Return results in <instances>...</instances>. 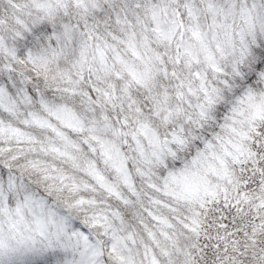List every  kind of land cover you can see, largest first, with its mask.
I'll use <instances>...</instances> for the list:
<instances>
[{"label":"clouds","instance_id":"clouds-1","mask_svg":"<svg viewBox=\"0 0 264 264\" xmlns=\"http://www.w3.org/2000/svg\"><path fill=\"white\" fill-rule=\"evenodd\" d=\"M0 89L2 264H264V0H0Z\"/></svg>","mask_w":264,"mask_h":264},{"label":"snow or ice","instance_id":"snow-or-ice-1","mask_svg":"<svg viewBox=\"0 0 264 264\" xmlns=\"http://www.w3.org/2000/svg\"><path fill=\"white\" fill-rule=\"evenodd\" d=\"M173 2H175V0H173ZM136 7H140V5H136ZM185 7L187 8L189 15L193 14V10L189 5H185ZM209 10L213 11V5L210 3L209 4ZM167 9H164L163 11H166ZM151 14H152V18L153 20H156V18L161 14L160 11H158L156 9L155 6H153L151 8ZM119 22V20H118ZM157 31H159V29H157ZM194 35H196V33H194ZM113 39H116V37H113ZM133 54L134 55H138V53L135 52V50H133ZM117 75L119 76V74L117 73ZM173 75H175V73H173ZM133 77L135 78V74L133 73ZM94 91H100L99 89H93ZM4 94V90L0 89V97H2ZM105 95H108V93H104ZM85 95H90V93H86ZM29 100H31V97H29ZM40 105L41 107L44 109L45 112L49 113L50 115H55L57 117V119L61 118L60 114H66L68 117H70L71 120L75 121V124L69 123L67 124V127H71L76 131H83L82 127H78L79 124L82 123V121L79 120V117L76 116V114L74 112H72L71 109H69L66 105H56V106H51L49 105V103L44 100L43 98H41L40 100ZM0 107H5L2 103H0ZM5 111L8 112H12L11 108H5ZM32 119L31 121H25V124H29L30 126H35L37 128L40 129H49L52 132H54L56 134V136L62 140L64 142V148H60L58 146H56V144L54 142H50L48 145H45L42 141L38 140L35 136H33L32 134L23 131L20 128H12L9 127L7 129H5L2 126V122H0V135H3L6 131L9 132L11 135L15 136L18 138V141H23V142H27V143H38L41 145L40 147V151L44 152V153H48V152H52L57 154L60 157H66L70 160L75 161L76 157L72 155V153L68 150L69 148H74L79 150V146L77 144H75L74 141L69 140V138L60 130L57 129V127H55L48 119L40 116L37 113H32L31 114ZM105 120H107V116L104 117ZM50 139V138H49ZM93 139H98V137L93 136ZM35 150V149H33ZM92 151H95V148L92 149ZM39 162H34V166L35 164H38ZM119 171V169H117ZM97 179L98 180H103V176H100L99 174H97ZM10 183V187H14L13 182L9 181ZM117 195H119V193H116ZM0 195H2V185H0ZM125 203H127V201H125ZM159 203V202H157ZM6 211V210H5ZM17 212H19V209H17ZM223 212V215H220V213ZM214 216L219 217V222H218V226L220 228L223 229H230L233 225V223L235 222L237 225L239 224L238 221H234L233 217V213L231 211H229L226 207L225 208H221L220 210H218L217 212L213 213ZM154 219L159 220L160 218L158 217H153ZM164 223H167L166 221H164ZM211 223V221H210ZM13 227H15V225H13ZM262 227H264V225H262ZM239 230V229H238ZM43 234V233H41ZM163 235L167 236V233H162ZM231 234V233H229ZM243 234V233H241ZM154 239V237H153ZM206 239H211V237H207ZM12 237L9 238H5L4 233H3V229L2 227H0V264H2V260L3 257L5 255H15L20 251V246L22 245H26L27 244V240H17L16 241V246H13V244L11 243ZM216 247H219V245H216ZM39 251L42 250H37L35 248L32 247H28V252L31 253H38ZM211 250L209 249V252ZM123 264L124 258L121 257L120 258ZM129 264H131V261H129ZM150 264H159V261L155 258V256L153 255Z\"/></svg>","mask_w":264,"mask_h":264}]
</instances>
